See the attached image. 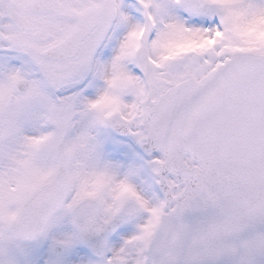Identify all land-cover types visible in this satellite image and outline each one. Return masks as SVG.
<instances>
[{
  "label": "snow or ice",
  "instance_id": "1",
  "mask_svg": "<svg viewBox=\"0 0 264 264\" xmlns=\"http://www.w3.org/2000/svg\"><path fill=\"white\" fill-rule=\"evenodd\" d=\"M0 264H264V0H0Z\"/></svg>",
  "mask_w": 264,
  "mask_h": 264
}]
</instances>
